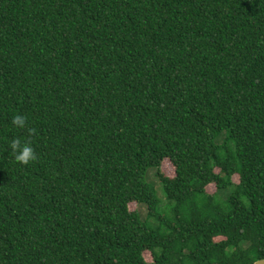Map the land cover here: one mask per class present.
I'll return each mask as SVG.
<instances>
[{"label": "trees", "instance_id": "16d2710c", "mask_svg": "<svg viewBox=\"0 0 264 264\" xmlns=\"http://www.w3.org/2000/svg\"><path fill=\"white\" fill-rule=\"evenodd\" d=\"M260 259L264 0H0V264Z\"/></svg>", "mask_w": 264, "mask_h": 264}, {"label": "clouds", "instance_id": "9594fccd", "mask_svg": "<svg viewBox=\"0 0 264 264\" xmlns=\"http://www.w3.org/2000/svg\"><path fill=\"white\" fill-rule=\"evenodd\" d=\"M11 125L18 131L27 127V118L23 114H16L11 120ZM10 154L18 165L27 166L37 159V154L32 142L27 139L13 138L8 145Z\"/></svg>", "mask_w": 264, "mask_h": 264}, {"label": "rangeland", "instance_id": "374dc122", "mask_svg": "<svg viewBox=\"0 0 264 264\" xmlns=\"http://www.w3.org/2000/svg\"><path fill=\"white\" fill-rule=\"evenodd\" d=\"M161 172L167 176V177H174V167L171 165V163L168 161V160H164L162 162V165H161ZM150 181L153 183V185L157 188V192H161L162 193V190H161V186L159 184H157V181L155 180V178H153L152 174H150L149 176V179H147V181ZM148 181V182H149ZM233 181L235 183H238V177L237 176H234L233 177ZM215 186L214 185H210V186H207L206 187V191L208 194H213L215 192ZM158 198V197H157ZM158 200H160V198H158ZM161 201L163 202L164 201V196H163V193H162V199ZM129 209L131 211H137V213H139L142 217H144L146 215V208L143 207V206H137L135 204H130L129 205ZM144 258L146 261L150 262L151 261V257H150V254L148 252H145L144 253Z\"/></svg>", "mask_w": 264, "mask_h": 264}, {"label": "water", "instance_id": "95a60500", "mask_svg": "<svg viewBox=\"0 0 264 264\" xmlns=\"http://www.w3.org/2000/svg\"><path fill=\"white\" fill-rule=\"evenodd\" d=\"M253 264H264V259L257 260Z\"/></svg>", "mask_w": 264, "mask_h": 264}]
</instances>
